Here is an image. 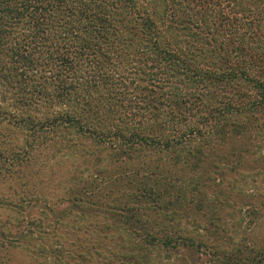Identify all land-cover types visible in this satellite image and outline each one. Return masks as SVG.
Here are the masks:
<instances>
[{
    "label": "trees",
    "instance_id": "trees-1",
    "mask_svg": "<svg viewBox=\"0 0 264 264\" xmlns=\"http://www.w3.org/2000/svg\"><path fill=\"white\" fill-rule=\"evenodd\" d=\"M25 260L264 264V0H0V264Z\"/></svg>",
    "mask_w": 264,
    "mask_h": 264
},
{
    "label": "rangeland",
    "instance_id": "rangeland-1",
    "mask_svg": "<svg viewBox=\"0 0 264 264\" xmlns=\"http://www.w3.org/2000/svg\"><path fill=\"white\" fill-rule=\"evenodd\" d=\"M21 261L23 262L24 260H21ZM25 264H31V263H28L27 260H25Z\"/></svg>",
    "mask_w": 264,
    "mask_h": 264
}]
</instances>
